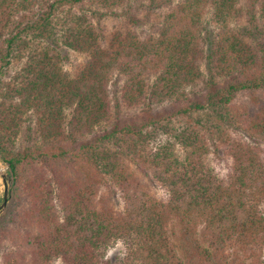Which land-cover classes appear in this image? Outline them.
Instances as JSON below:
<instances>
[{
  "label": "trees",
  "instance_id": "obj_1",
  "mask_svg": "<svg viewBox=\"0 0 264 264\" xmlns=\"http://www.w3.org/2000/svg\"><path fill=\"white\" fill-rule=\"evenodd\" d=\"M132 3L0 0V264H246L223 258L235 237L264 247V0H176L143 31Z\"/></svg>",
  "mask_w": 264,
  "mask_h": 264
},
{
  "label": "rangeland",
  "instance_id": "obj_2",
  "mask_svg": "<svg viewBox=\"0 0 264 264\" xmlns=\"http://www.w3.org/2000/svg\"><path fill=\"white\" fill-rule=\"evenodd\" d=\"M132 14L135 19H137L136 22H139V24L135 25L137 26L136 29L143 31L144 30H151L153 22L156 24H160V19L157 12L159 11H165L167 10V7L171 4L174 5L176 0H132ZM169 1H173L172 3L166 4V5H161L168 3ZM203 23L205 26H207V29H210L212 27L211 19L209 15H205L203 17ZM122 21V20H121ZM135 24V23H134ZM133 23H128V25H134ZM207 30H205L206 32ZM204 33V32H203ZM65 52L68 53L69 58L65 60V67L68 69H71L74 67L75 62L77 60H82V57L73 52V51H68L65 49ZM123 113V118H128V116H133L134 114H128L127 112H122ZM162 122H166L165 120ZM173 133H158L159 139L161 138H166L169 136H172ZM169 135V136H168ZM211 160L212 164L215 165L219 169H224L227 167L228 162L226 160L220 159L219 156L214 154L213 150L211 153ZM0 167H3L4 170L3 172L7 171V166L5 163L1 161ZM220 171V170H219ZM222 171V170H221ZM1 171H0V200L1 198H4V190L5 186L1 177ZM11 188V187H10ZM9 188V190H10ZM162 192H160L161 194ZM3 202V201H2ZM0 201V205L2 204ZM11 204V196H9V200L7 202L6 207L3 209V211H0V225H2L7 217L9 212L11 211L12 207H8V205ZM121 200H118L117 207L121 208L122 207ZM167 229L169 231V235L171 237V240L175 243L178 242V236H179V226L178 223L175 220H170L168 222ZM204 229L205 226L204 224H200L197 227V234L198 237L200 238L201 241L204 240ZM123 249L122 244L119 242L117 243L109 252L110 255H113L117 252H120ZM223 258H227L229 260H236V261H243L246 264H255L258 261L264 260V247L260 248L258 245H255L254 243L251 242H241L238 240V238H234L231 243H229L225 249L223 250ZM54 264H64L62 260H57Z\"/></svg>",
  "mask_w": 264,
  "mask_h": 264
},
{
  "label": "water",
  "instance_id": "obj_3",
  "mask_svg": "<svg viewBox=\"0 0 264 264\" xmlns=\"http://www.w3.org/2000/svg\"><path fill=\"white\" fill-rule=\"evenodd\" d=\"M1 164V161H0ZM1 177L5 186V190H4V200L2 202V204L0 205V211H3V209L6 207L7 202L9 200V188L12 186V177L11 175L8 173V171L6 172H2L1 173Z\"/></svg>",
  "mask_w": 264,
  "mask_h": 264
},
{
  "label": "bare ground",
  "instance_id": "obj_4",
  "mask_svg": "<svg viewBox=\"0 0 264 264\" xmlns=\"http://www.w3.org/2000/svg\"><path fill=\"white\" fill-rule=\"evenodd\" d=\"M4 168L3 167H0V171L3 172Z\"/></svg>",
  "mask_w": 264,
  "mask_h": 264
}]
</instances>
